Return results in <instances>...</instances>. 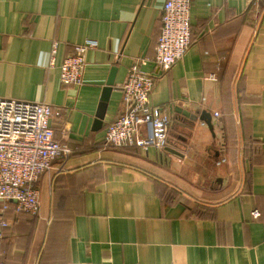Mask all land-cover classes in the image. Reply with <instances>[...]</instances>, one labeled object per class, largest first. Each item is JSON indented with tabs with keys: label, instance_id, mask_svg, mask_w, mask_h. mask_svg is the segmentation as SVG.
I'll return each mask as SVG.
<instances>
[{
	"label": "crops",
	"instance_id": "0c3cea01",
	"mask_svg": "<svg viewBox=\"0 0 264 264\" xmlns=\"http://www.w3.org/2000/svg\"><path fill=\"white\" fill-rule=\"evenodd\" d=\"M166 2L0 0V98L51 106L66 151L35 185L40 215L6 214L5 264H264V0H192V45L163 73ZM86 40L98 48L84 84L67 87L61 65ZM138 61L156 78L150 105L172 118L163 151L105 145Z\"/></svg>",
	"mask_w": 264,
	"mask_h": 264
},
{
	"label": "built area",
	"instance_id": "2783aa9c",
	"mask_svg": "<svg viewBox=\"0 0 264 264\" xmlns=\"http://www.w3.org/2000/svg\"><path fill=\"white\" fill-rule=\"evenodd\" d=\"M191 9L192 0H167L163 7L154 59L163 73L181 61L192 45ZM57 46L58 43L53 44V54ZM97 48L94 40L75 47L60 68L63 85L83 86L86 55ZM142 65L145 61H138L130 68L122 86L124 112L106 130L107 147L148 153L152 149L163 151L169 146L172 118L150 105L156 78L142 72ZM52 116L49 105L0 98V239L5 237V229L9 227L6 219L9 211L40 215V193L35 185L41 175L66 155L51 127ZM252 217L259 219L261 212L255 209ZM0 264L5 263L0 260Z\"/></svg>",
	"mask_w": 264,
	"mask_h": 264
},
{
	"label": "water",
	"instance_id": "95a60500",
	"mask_svg": "<svg viewBox=\"0 0 264 264\" xmlns=\"http://www.w3.org/2000/svg\"><path fill=\"white\" fill-rule=\"evenodd\" d=\"M116 72H117L116 68L112 69L109 80L106 84V87L103 90V95L101 98L98 113L96 116L97 118H96L95 125H94L95 131H99L103 128V123H104V120L106 118V114H107V110H108V106H109V101H110V98H111V95H112L113 89H114ZM188 117L192 121L198 120V117H196V116L188 115ZM200 120L202 122H204L209 127V130L214 135V126L212 124L211 114H209L207 112H203L202 115L200 116ZM166 151L169 153H173V154L178 155L177 153H174V151H171L170 149H167Z\"/></svg>",
	"mask_w": 264,
	"mask_h": 264
},
{
	"label": "trees",
	"instance_id": "16d2710c",
	"mask_svg": "<svg viewBox=\"0 0 264 264\" xmlns=\"http://www.w3.org/2000/svg\"><path fill=\"white\" fill-rule=\"evenodd\" d=\"M17 215H22V214H17ZM5 238V237H4Z\"/></svg>",
	"mask_w": 264,
	"mask_h": 264
}]
</instances>
